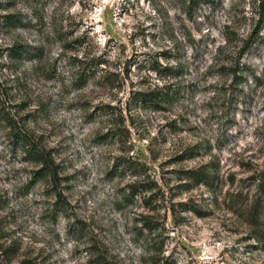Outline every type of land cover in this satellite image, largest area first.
Returning <instances> with one entry per match:
<instances>
[{"label": "rangeland", "instance_id": "obj_1", "mask_svg": "<svg viewBox=\"0 0 264 264\" xmlns=\"http://www.w3.org/2000/svg\"><path fill=\"white\" fill-rule=\"evenodd\" d=\"M0 120V264H264V0H0Z\"/></svg>", "mask_w": 264, "mask_h": 264}, {"label": "trees", "instance_id": "obj_2", "mask_svg": "<svg viewBox=\"0 0 264 264\" xmlns=\"http://www.w3.org/2000/svg\"><path fill=\"white\" fill-rule=\"evenodd\" d=\"M23 51L24 50H14V53H13V55L15 56H18V54H23ZM22 56V55H21ZM145 96H147V95H145ZM153 97H155V98H157V99H159L160 100V98H158L157 96H153ZM147 98V101H150L151 103H154V104H157V102L156 101H154V99L153 98H151V97H146ZM162 101H164V102H167L168 101V99H167V97H164L163 98V100ZM0 122H1V120H0ZM13 135H14V138H15V144H17L16 142H18V129L16 130V131H14V133H13ZM22 140V142L24 143V138H22L21 139ZM26 143V142H25ZM24 143V146L26 145ZM29 153H31L32 152V150L31 149H26ZM205 176H207V175H205ZM262 183H261V191H262V193H260V198H259V200H258V202H257V205L255 206V209H257L259 206H261V203L262 202H264V173H263V178H262V181H261ZM262 200V201H261ZM260 201V202H259ZM263 207H264V205H263ZM256 213H257V210L255 211ZM259 231H258V234L259 235H261V237L263 236V234L262 233H260L261 232V228L259 227V229H258Z\"/></svg>", "mask_w": 264, "mask_h": 264}]
</instances>
